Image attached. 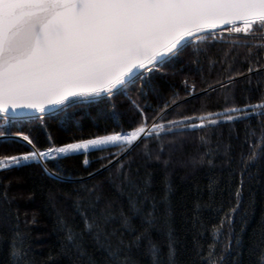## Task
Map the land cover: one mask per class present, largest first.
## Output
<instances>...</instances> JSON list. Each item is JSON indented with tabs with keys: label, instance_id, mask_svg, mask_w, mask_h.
Returning a JSON list of instances; mask_svg holds the SVG:
<instances>
[{
	"label": "snow or ice",
	"instance_id": "1",
	"mask_svg": "<svg viewBox=\"0 0 264 264\" xmlns=\"http://www.w3.org/2000/svg\"><path fill=\"white\" fill-rule=\"evenodd\" d=\"M238 24L242 26L237 27ZM217 31L260 37L255 44L264 48V0H0V113L8 119L9 113L13 117L28 115L25 109L41 114L49 109L62 111L74 105L91 103L102 95L113 97L137 79L142 90L146 78L155 71H163L165 62L181 54L188 43H199L205 38L202 34L214 37ZM237 44L246 48L247 73L264 72L259 52L249 45L248 40L242 44L237 41ZM228 55L225 52V56ZM232 55L234 58L236 53ZM236 76L243 77L244 73L233 72L226 77L228 83H232ZM195 87L193 83L189 94L195 91ZM132 103L140 118L127 131L94 134L61 144L52 142L49 136L46 147L38 146L32 136L18 132L16 135L26 142L30 150L0 155V171L6 172L35 161L44 163L43 171L48 172L46 161L49 159L81 154L87 165L91 151L117 148L115 153L100 157L105 163L94 171L106 170L116 160L120 186L127 182L135 190L136 195L130 196L126 205H121L119 215L112 211L110 199L103 207L100 206L104 198L96 191L99 185L85 189L74 202L73 211L82 224L79 231L57 213V228L63 233L59 255H75V264H82L80 257L86 254L89 238L101 250L103 257L99 262L89 258V264H130L127 253L145 240L152 264H163L162 248L151 237L160 212L158 201L149 190L151 176L133 180L124 171V158L141 140L170 135L174 130H181L178 126H183L184 130L205 128L218 123V119L213 117L223 115L224 120L233 121L244 116L245 109L250 107L253 110L264 109L262 99L256 105L234 106L223 113L205 111L164 121L161 114L169 107L167 103L151 117L134 100ZM257 114L264 115V112ZM157 120L160 123H156ZM4 135L0 132V136ZM201 140L206 143L204 137ZM248 143L250 151L243 158L240 184L235 190L236 203L224 212L220 225L213 227V233L220 234L223 226L229 225L225 248L232 246L231 227L242 204L246 170L264 157V135L256 141L249 139ZM210 155L211 150L205 149L198 158L192 159L193 167L205 163L212 165L213 160L207 158ZM155 158L159 160L160 156ZM52 176L58 177L59 173L52 170ZM110 183L116 186L114 182ZM209 188L211 190V183ZM171 190L169 186L168 191ZM3 195L0 224L7 225L10 233L5 237L10 264H34L29 256V234L19 226V213L13 215L11 204L14 198L8 197L7 192ZM49 197L55 199L52 193ZM161 199L165 202V223L168 225L167 264H175L171 204L167 193ZM196 207H200L199 202ZM220 210L224 211L223 207ZM134 218L137 219L136 224L133 223ZM32 221L35 222V215ZM110 225L115 227L110 228ZM236 239L239 242L238 236ZM218 243L216 240L207 250L198 246L200 264H223V256L215 250ZM54 260L55 257L50 256L49 264ZM258 264H264V255Z\"/></svg>",
	"mask_w": 264,
	"mask_h": 264
},
{
	"label": "trees",
	"instance_id": "2",
	"mask_svg": "<svg viewBox=\"0 0 264 264\" xmlns=\"http://www.w3.org/2000/svg\"><path fill=\"white\" fill-rule=\"evenodd\" d=\"M202 35L205 37L202 41L188 43L181 54L166 61L163 71H155L146 78L142 90L137 79L113 97L102 95L91 103L74 105L62 111L38 116L8 115V119L0 113V132L5 133L0 136V155L30 150L26 142L16 135L18 132L32 136L38 146L46 147L49 136L52 142L61 144L94 134L127 131L140 118L133 100L150 117L167 103L169 107L161 115L164 121H168L205 111L223 113L234 106L256 105L264 99V72L247 73L246 48L237 44V41L242 44L248 40L264 63V48L255 44L260 37H245L242 32L228 31H217L214 37ZM225 52L229 55L225 56ZM232 53H236L234 58ZM233 72L244 73V76H236L232 83H228L226 77ZM193 83L195 91L189 94ZM258 112H264V109L253 110L250 107L245 109L244 116L233 121L224 120L223 115L213 117L218 119V123L205 128L184 130L183 126H178L181 130H174L170 135L141 140L124 158V171L133 180L151 176L149 190L156 197L160 209L151 237L162 248L163 264H167L168 225L165 223V202L161 197L166 193L171 204L175 264H200L198 246L207 250L216 240L219 243L215 250L223 256V264H258L264 255V157L246 170L242 204L231 227V248L224 247L229 239L228 224L223 226L222 233H213V227L220 225L224 212L236 203L235 190L240 184L243 158L250 151L248 140L256 141L264 135V115H258ZM155 122L160 123L159 120ZM205 149L211 150L207 158L212 159L213 164L193 167L192 159L198 158ZM116 151L114 147L91 151L87 165L81 154L49 159L46 161L48 172L43 171L44 163L35 161L6 172L0 171V205H3L5 192L14 198L11 204L13 215L19 213V226L29 234V256L34 264H49L50 256L55 257L52 264H75V255H59L63 233L58 230L56 220L59 212L79 231L82 224L73 206L78 194L83 195L85 189L99 185L96 191L104 198L100 206L103 207L110 199L116 215H119L121 205H126L129 197L136 195L127 182L120 186L116 160L112 161V167L94 171L105 163L100 157ZM156 155L160 156L159 160ZM108 158L111 159L110 156ZM52 170L59 176H52ZM169 186L171 191H168ZM50 193L55 199H50ZM197 202L199 208L196 207ZM221 207L224 211L220 210ZM33 215L35 222L32 221ZM133 223H137L136 218ZM8 234V226L0 224V264H10L5 238ZM147 243V240L142 241L139 247L127 253L130 264H152L146 250ZM89 258L96 262L103 258L101 250L90 238L86 241V254L80 260L82 264H89Z\"/></svg>",
	"mask_w": 264,
	"mask_h": 264
},
{
	"label": "water",
	"instance_id": "3",
	"mask_svg": "<svg viewBox=\"0 0 264 264\" xmlns=\"http://www.w3.org/2000/svg\"><path fill=\"white\" fill-rule=\"evenodd\" d=\"M237 26H239V24H238ZM227 27H231V26H227ZM24 111L28 114V115H26V116L41 114V113L37 112L36 110H32V109H25ZM50 111H53V110H52V109H49V110H48V113H49ZM8 115H9V116H13L12 113H9ZM16 117H17V116H16ZM18 117H21V116L18 115Z\"/></svg>",
	"mask_w": 264,
	"mask_h": 264
},
{
	"label": "rangeland",
	"instance_id": "4",
	"mask_svg": "<svg viewBox=\"0 0 264 264\" xmlns=\"http://www.w3.org/2000/svg\"><path fill=\"white\" fill-rule=\"evenodd\" d=\"M240 26V25H239ZM50 112H52V111H50ZM48 112H46V113H44V114H37V115H30V116H38V115H45V114H47ZM2 114V113H1Z\"/></svg>",
	"mask_w": 264,
	"mask_h": 264
}]
</instances>
